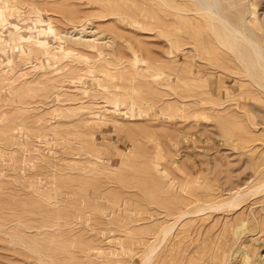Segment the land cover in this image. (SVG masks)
I'll return each instance as SVG.
<instances>
[{
  "label": "rangeland",
  "instance_id": "1",
  "mask_svg": "<svg viewBox=\"0 0 264 264\" xmlns=\"http://www.w3.org/2000/svg\"><path fill=\"white\" fill-rule=\"evenodd\" d=\"M10 2L0 40L16 23L36 46L40 15L56 32L26 53L0 42V264H246L264 233L240 219L264 199L225 202L264 158V101L240 118L234 52L199 1ZM221 3L264 42V0Z\"/></svg>",
  "mask_w": 264,
  "mask_h": 264
},
{
  "label": "bare ground",
  "instance_id": "2",
  "mask_svg": "<svg viewBox=\"0 0 264 264\" xmlns=\"http://www.w3.org/2000/svg\"><path fill=\"white\" fill-rule=\"evenodd\" d=\"M198 1H199V5L196 6L195 8H190V10H194V11H198V12L201 11L202 17H204L206 20H208L209 22L212 23L213 32L216 35L217 40L223 46L228 47L230 50H232L234 52L236 63H235V66H234V69L232 72H234L236 77H235V85L233 86V92H236V90L238 89V93L234 94L236 102H237V107H238V108H236V107L235 108L238 109L237 112H239L240 118H243L242 116H243L244 112L246 113V111H245L246 108L249 106L252 107L257 103V102L255 103L254 100L264 101V42L259 39V35L257 33H256V35H252V33H251L252 31L250 29H248V27H246V26L251 27L254 32H256V30L262 29V27L260 26V22L257 19H254L252 26L249 25V23L246 19V16H245L247 14V11H250L249 9L244 13H240V15H241L240 20L238 22H236L235 19L233 20V18L230 17V14L227 12V8L221 3V0H198ZM11 3L12 2H10V0H0L1 7H3L1 12H0V18H3L5 16V10L4 9L5 8L7 9L8 7H10ZM165 4H166V2H165ZM39 18H40L39 19L40 22H43V25H42L43 28L36 30L37 31V35H36L37 45L36 46L31 45L29 43L28 44L26 43L25 40H28L29 38H31V36L28 37V35L24 32L20 31L19 38L16 39L15 32L16 31L18 32L19 25H17L16 23H13L14 26L11 24L13 29H11V33L9 35L11 37V40H7V41H2V39L0 40L3 47L5 44H12V46L14 48H17V50L19 52H23V53L30 51V49L32 47L35 49H40V50L42 48H47L48 44L52 41L51 36L56 32L55 31L56 28L52 25L51 19L45 18L42 15H40ZM215 20L222 23L223 27L221 29H218L216 27ZM243 26H245V27H243ZM237 33L243 34L244 40H242L239 36H237ZM175 40H176V43H179L181 41L180 37L175 39ZM201 45L203 46L204 44H201ZM203 47H206V46H203ZM171 53H173V51H170V54ZM179 53H181V51L178 52V54ZM178 54H177V56H178ZM194 60L192 61L193 63H195ZM135 62H138V60H136ZM212 62H214V61H212ZM149 64H151V63L149 62ZM144 66H146V65H144ZM177 66H178V64H177ZM183 68H184V66H183ZM185 70L184 71L186 74L191 75L192 70L190 68H186ZM176 71L178 73L180 71V69H177ZM217 77H220V76L217 75ZM201 94H203V93H201ZM140 101L143 102L142 99ZM124 103H126L127 106L131 108V113H130L131 116H135L137 112H138V114L144 113V109H142L139 105H137L135 102H133L131 97H128L126 102H124ZM254 108H256V107L254 106ZM261 108H262V106H261ZM260 110H262V109H260ZM123 114H125V113H123ZM242 120H244V119H242ZM250 153H251V150H250ZM242 164H244V163H242ZM252 166H253V169H251L247 173L248 179L253 178L252 181H250V180L247 181L248 186L246 189H244V190L239 189L237 192H234L233 194H231V196L228 197L229 199L226 200L225 204H227L233 208H241L243 202H245L250 197H252L256 203L261 202L264 199V158L259 159L257 161H254L252 163ZM198 176H199V174H198ZM186 180H188V179H186ZM196 180L197 179H195V181ZM241 184H243V183H241ZM202 186H203V184H202ZM232 186H234V185H232ZM235 186H234L235 188L241 187V185L239 183H238V185L236 184ZM234 187H232V189H234ZM180 188H181V186H180ZM185 190L187 191L186 188H185ZM194 193H195V191H194ZM205 194H203V195H205ZM208 195H209V193H208ZM193 196H195V198H193L192 196L191 197L193 198V200H195L197 202L199 200H202V198L199 196H196V195H193ZM184 197H187V196L185 195ZM191 197H187V198L189 199ZM187 198H185V199H187ZM177 200H178V198H177ZM177 200H176V202H177ZM222 200H224V199H222ZM203 201L207 202L205 200H203ZM186 202H188V204H190L189 202H191V201L187 200ZM188 204H185V205L187 206ZM205 204L206 203H204L202 206H200L197 210L194 209L195 212H197V211L201 212L203 209H205L206 207L209 206V205L207 206ZM245 204H246V202H245ZM245 204H244V206H245ZM249 205H250V202H249ZM215 207H219V205H217ZM250 207H251V205H250ZM182 209H183V211L181 212L180 216H183V215L191 212L190 208H189L190 210L187 208L184 210V207ZM246 210L249 211L248 209H246ZM177 220L178 219H176V221ZM176 221H174V222H176ZM174 222H173V224H174ZM240 223L243 226V229H241V232L243 230H245L246 232L247 231H251V232L255 231L254 232L255 235H260V234L264 233V214L262 212H260V213H258V211L254 212V215L252 218L248 217L246 214L245 217H242L240 219ZM166 231H167V229H166ZM245 231H244V233H245ZM221 234H222V232H221ZM249 237H250V235H249ZM254 238L257 240L256 236ZM261 238H259V242L257 243V249L254 252L249 251L250 250L248 248L249 246H244V248L245 247L248 248L247 250H245L246 255H248L247 260H245L246 264H255V263L256 264H264V253H263L264 252V239L261 240ZM250 240H251V237L247 240H244V242L247 241L246 243L249 244ZM242 244H244V243L242 242ZM236 248H237V246L235 247V249ZM152 253L153 252H151V251L149 252V254H151V255H152ZM147 256H149V258H150V255H147ZM149 258L147 257V260ZM147 260L144 259V262L142 264H149ZM146 261H147V263H146ZM250 261H253V262H250Z\"/></svg>",
  "mask_w": 264,
  "mask_h": 264
}]
</instances>
